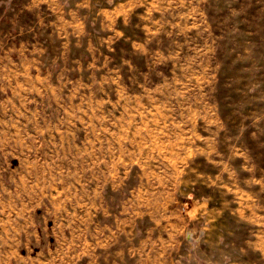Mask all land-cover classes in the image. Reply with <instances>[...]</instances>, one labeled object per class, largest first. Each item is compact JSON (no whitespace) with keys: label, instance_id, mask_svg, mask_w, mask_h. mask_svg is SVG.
I'll return each instance as SVG.
<instances>
[{"label":"rangeland","instance_id":"374dc122","mask_svg":"<svg viewBox=\"0 0 264 264\" xmlns=\"http://www.w3.org/2000/svg\"><path fill=\"white\" fill-rule=\"evenodd\" d=\"M134 2L116 36L47 21L24 45L0 1V217L59 233L67 264H264V0Z\"/></svg>","mask_w":264,"mask_h":264},{"label":"crops","instance_id":"0c3cea01","mask_svg":"<svg viewBox=\"0 0 264 264\" xmlns=\"http://www.w3.org/2000/svg\"><path fill=\"white\" fill-rule=\"evenodd\" d=\"M3 4H10V6L15 9L18 7L19 21L22 23L21 28L25 31L27 36L24 41V45L27 43L29 38H32V34L27 33L26 29L29 28H41L44 22H50L52 25L51 36L55 38L61 36L63 44H71L72 37L74 43L81 44L84 38L89 40L90 31L89 28L96 27L101 29L102 26H107L113 30L114 35L118 30L114 26L116 22H122L119 19H124L128 14L129 5L131 3V8L133 4L136 3L134 0H126L120 2L113 8H107V6H99L98 3H104V0H0ZM17 1V2H16ZM112 0H108L110 3ZM139 1V0H138ZM75 2V3H74ZM114 3V1H112ZM127 4V6H126ZM85 5L88 6V10L85 9ZM29 18V19H27ZM34 19L37 22L35 25H30L31 21ZM15 21V19H13ZM91 25V26H89ZM56 31V36H55ZM36 36L37 31H36ZM65 38H64V37ZM37 39L34 40L36 42ZM33 43V42H32ZM34 44V43H33ZM35 45V44H34ZM36 47V45H35ZM30 49V55H32L33 60H37L41 56L36 54L35 48ZM27 52H21L26 58ZM42 67L39 63L35 64L32 69H28L26 66L22 69V74L25 79L27 75L41 76ZM39 207V206H38ZM34 209L31 213L29 219L40 218V211ZM13 209H9L8 214L3 211L0 219L2 220V228H0V264H67L64 261H57L54 252H58L60 246L59 233L49 235L47 227H44L40 223L41 227L22 228V224L19 228H14L10 223V220H20L21 212H18L19 216H12ZM17 214V211H16ZM55 239V240H53ZM132 255L128 257L127 260H120L116 262L118 264H183L172 259L170 253H163L165 249L159 246H145L132 244L130 249ZM124 250H121V252ZM145 253V254H144ZM90 262V261H89ZM84 261H79V264H84ZM73 264V263H72ZM93 264H99L94 262ZM109 264H112L110 261Z\"/></svg>","mask_w":264,"mask_h":264}]
</instances>
